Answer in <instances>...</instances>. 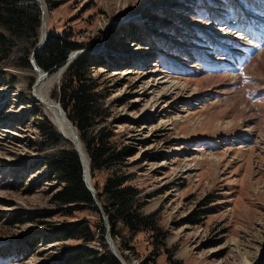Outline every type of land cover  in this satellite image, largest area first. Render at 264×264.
<instances>
[{"label":"rangeland","instance_id":"1","mask_svg":"<svg viewBox=\"0 0 264 264\" xmlns=\"http://www.w3.org/2000/svg\"><path fill=\"white\" fill-rule=\"evenodd\" d=\"M217 1L42 0L46 35L59 32L101 58L90 74L98 78L97 88H103L106 96L98 102L108 115L96 129L108 124L117 149L127 146L131 151L121 162L120 175L127 178L122 185L138 190L140 214L149 216L154 228L123 241L120 235L127 236L128 230L117 222L121 234L111 232L96 198L93 207L101 228L91 210L67 215L64 206L52 201L60 186L42 179L39 159L54 150L73 149L74 142L59 131L35 92L43 78L48 83L58 76L49 92V102L58 107L56 93L68 65L62 73L59 69L74 50L51 70L37 66L44 77L37 75L30 56L29 68L18 60L11 65L10 56L0 64V72L10 74H0V264H57L66 253L83 248L114 253L125 264H243V258L264 264V47L250 61L246 58L243 69L233 71L224 62L177 55L175 43L168 45V40L183 41L199 56L202 35L221 38L235 28L212 23L220 10L224 16L238 14L236 20L244 14L240 8L247 15L248 10L255 13L251 0ZM34 3L40 18L36 46L44 13L39 0ZM184 6L188 16L197 15L184 17ZM193 45L200 49L192 52ZM154 81L170 84L154 86ZM44 122L60 136L57 144L43 134ZM110 170L89 171L94 194ZM69 225L88 229L91 240L85 242L79 230L84 238L47 237ZM29 239L37 243L28 246Z\"/></svg>","mask_w":264,"mask_h":264},{"label":"trees","instance_id":"2","mask_svg":"<svg viewBox=\"0 0 264 264\" xmlns=\"http://www.w3.org/2000/svg\"><path fill=\"white\" fill-rule=\"evenodd\" d=\"M39 20V10L34 0H0V64L12 56L11 65L18 60L21 67L29 68L28 59L37 40ZM79 48L87 47L68 40L59 32L51 31L46 35L42 46L34 52L33 57L38 67L48 71L61 65L70 50ZM100 61V57L88 53L78 54L63 72L56 98L68 120L77 129L79 140L89 161L90 174L111 167L101 191L95 194V198L108 217V223L113 230L111 232L121 234V230L115 229L117 222L128 230L127 236L120 235L125 241V238L127 239L134 232L154 226L149 216L140 214L139 208L142 204H137L138 197L137 201L135 200L138 190L122 185L123 180L127 178L124 179L120 175L121 162L125 161L131 151L127 146L117 149L112 141L113 132L108 124L96 129L99 124L105 122V117L108 115L106 109L98 102L102 96H106L101 94L103 88L101 86L100 89L97 88L100 85L96 81L98 78H93L90 74L91 67H99ZM0 74L10 75L7 72ZM44 123L43 134L50 143L57 144L60 136L51 125ZM39 164L43 172L42 179L54 180L60 186L52 194V201L64 206L63 211L67 212V215L85 208L91 210L97 219L95 226L101 228L99 214L93 207V199L82 182L81 164L75 150L72 148L54 150L39 159ZM114 164L118 166L115 167ZM75 227L74 225L63 227L58 233L51 232L47 237L49 239L56 237L57 240L81 237L82 235H78L79 229ZM79 231L80 234L84 232L83 236L86 238L82 237L85 242L91 240L88 229ZM27 243L28 246L32 245L37 243V239H29ZM30 253L32 251L26 253L24 259ZM98 254L86 248L77 249L69 254L66 253L57 264H119L108 251ZM87 257H90L89 261Z\"/></svg>","mask_w":264,"mask_h":264},{"label":"bare ground","instance_id":"3","mask_svg":"<svg viewBox=\"0 0 264 264\" xmlns=\"http://www.w3.org/2000/svg\"><path fill=\"white\" fill-rule=\"evenodd\" d=\"M42 1V0H41ZM252 1V4H253V2H254V4H253V6L256 8V12L257 13H259V11H264V9H262V7H263V5L264 4H262L261 2H264V0H251ZM259 2V3H258ZM206 4H208V2L206 3ZM209 5V4H208ZM210 9V8H209ZM237 9H239V8H237ZM211 11H213L214 12V10L215 9H210ZM240 10H242L243 12H244V14L241 16V17H238L237 18V20H239V22H241V21H244V23H243V29L245 30V31H249V32H251L249 29H251L252 30V28H253V30H252V32L251 33H255L256 34V30H255V28H254V26H252V24L250 23V21L249 20H245L246 19V17H247V13L243 10V9H241L240 8ZM219 12V11H218ZM223 12V15L221 14ZM236 12V11H235ZM239 12V11H238ZM43 13H44V6H43ZM233 14H234V12H232ZM232 13H228V14H226V16H224V10L222 11V10H220V16H222L221 18H225V17H227V15L229 16V17H231L232 16ZM182 14L183 15H186L188 18H190L186 13H184V12H182ZM242 13H240V15H241ZM217 15H219V13L217 14ZM236 15H238V14H235L234 15V17L236 16ZM43 17H45V13H44V15H43ZM263 17V20H262V22L264 23V15L262 16ZM178 19V18H177ZM180 21H182V20H180ZM179 22V21H178ZM44 21H43V25H42V28H41V32H42V35H43V27H44ZM182 23V22H181ZM185 23V22H184ZM183 23V24H184ZM179 25H180V22L178 23ZM181 26V25H180ZM247 26H249V28H248V30H246V27ZM250 27H252V28H250ZM180 28H178V29H175V31H178ZM173 43H175L174 44V51H176L177 53V55H179V54H183L184 56H186V58L189 56V54H187V55H185V51H187L188 53H189V50L187 49V48H185L184 46H182V43L181 44H179V43H177V42H173ZM182 51H184L183 53H182ZM264 56V52H262V54H261V57H263ZM40 76H43V74H40ZM44 77V76H43ZM39 78V77H38ZM42 79V78H41ZM57 79H58V76H55L54 77V79H53V81H51V82H48V83H46V81L44 80V78H43V81H40L38 84H37V86H36V97L39 99V102H40V104H43L44 106H45V108L47 109V111L49 112V113H51V115H52V118H53V120L56 122V127L59 129V131L64 135V137L65 138H68V139H70L71 141H73L74 142V144L79 148V152L81 153V149H80V145L78 144V142H77V139H76V136H75V133H74V130H73V128H72V126H71V124H70V122L64 117V115L62 114V112L60 111V109H59V107H57V106H53L52 105V103H50L49 101H50V96H49V92H50V87L52 86V84H53V82L54 81H57ZM162 80V79H161ZM158 82V81H157ZM156 81H154V86H160V85H162V84H170V83H168V81H161V83H157ZM37 83V82H36ZM51 83V84H50ZM153 86V87H154ZM36 99V98H35ZM156 104V103H155ZM155 104H153V105H150V108H149V113L152 111V109H153V107L155 106ZM68 131L70 132V134H68ZM75 136V137H74ZM81 158H82V164H83V168L85 169V171H87V162H86V160H85V156L84 155H82V153H81ZM89 177V176H88ZM237 252H239V251H237ZM124 263V262H123ZM125 264V263H124ZM243 264H253V262H252V259H250V258H243Z\"/></svg>","mask_w":264,"mask_h":264},{"label":"water","instance_id":"4","mask_svg":"<svg viewBox=\"0 0 264 264\" xmlns=\"http://www.w3.org/2000/svg\"><path fill=\"white\" fill-rule=\"evenodd\" d=\"M39 2H40V9H41V12H42V14H43V3H42V1L41 0H39ZM43 21H44V18H43V16L41 17V27L40 28H42V25H43ZM40 31H41V29H40ZM45 38H46V34L45 33H43V35H40L39 36V39H38V41H37V44H36V46L33 48V50L31 51V54H30V62L32 63V65L34 66V68H35V70L37 71V75H40V74H43V75H45V73H43L38 67H37V65H36V63H35V61H34V57H33V54H34V52L40 47V46H42V44L44 43V41H45ZM97 51V50H96ZM96 51H94V53H97ZM88 52H92L91 50H88V49H82V48H79V49H76V50H74L73 52H71L68 56H67V59H66V62H65V65H63L60 69H59V72L60 73H62V71L65 69V67L68 65V63L71 61V59L74 57V55L76 54V53H88ZM57 105H58V107H59V109H60V111L62 112V114L65 116V114H64V110L62 109V107L60 106V104L59 103H57ZM67 118V117H66ZM68 120V119H67ZM69 121V120H68ZM70 122V121H69ZM70 124H71V122H70ZM71 126H72V128H73V130H74V132H75V136L77 137V139L79 140V137H78V134H77V132H76V129H75V127L71 124ZM80 141V140H79ZM72 144V143H71ZM72 146H73V149L75 150V152L77 153V155H78V158H79V161H80V164H81V171H82V182H83V184H84V186L86 187V189L89 191V193H90V195H91V197H92V199H93V203L95 204L96 203V199H95V194H94V190H93V188L91 187V184H90V181H89V177H88V175H89V168L87 167V171H85V169L83 168V164H82V158H81V153L79 152V148L76 146V145H74V144H72ZM88 172V173H87ZM96 205H97V203H96ZM99 211H100V213L102 214V210H101V207H99ZM103 217V216H102ZM103 220L105 221V224H106V238H107V244H110L109 242V235H108V233H109V226H108V223H107V220H106V218L105 217H103ZM111 247V246H110ZM113 256L121 263V264H123V262L121 261V260H119L117 257H116V255L113 253Z\"/></svg>","mask_w":264,"mask_h":264}]
</instances>
